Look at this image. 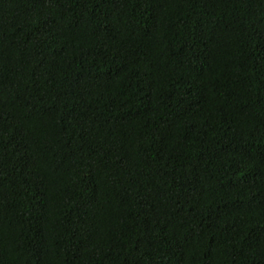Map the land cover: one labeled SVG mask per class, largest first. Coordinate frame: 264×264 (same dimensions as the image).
<instances>
[{
    "label": "trees",
    "instance_id": "obj_1",
    "mask_svg": "<svg viewBox=\"0 0 264 264\" xmlns=\"http://www.w3.org/2000/svg\"><path fill=\"white\" fill-rule=\"evenodd\" d=\"M0 264H264V0H0Z\"/></svg>",
    "mask_w": 264,
    "mask_h": 264
}]
</instances>
